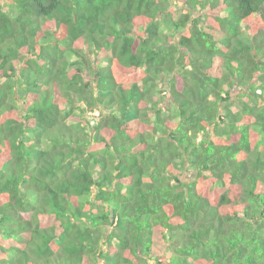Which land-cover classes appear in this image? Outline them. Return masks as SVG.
<instances>
[{
	"label": "trees",
	"instance_id": "16d2710c",
	"mask_svg": "<svg viewBox=\"0 0 264 264\" xmlns=\"http://www.w3.org/2000/svg\"><path fill=\"white\" fill-rule=\"evenodd\" d=\"M0 264H264V0H0Z\"/></svg>",
	"mask_w": 264,
	"mask_h": 264
},
{
	"label": "clouds",
	"instance_id": "9594fccd",
	"mask_svg": "<svg viewBox=\"0 0 264 264\" xmlns=\"http://www.w3.org/2000/svg\"><path fill=\"white\" fill-rule=\"evenodd\" d=\"M196 15H197V14H196ZM257 93H258V91H257ZM162 94H163V95H162L163 97H164V96H166V93H164V92H163ZM164 100H165V101H168V98H167V99H165V98H164ZM97 114H98V112H97V111H95L94 115H96V116H97Z\"/></svg>",
	"mask_w": 264,
	"mask_h": 264
},
{
	"label": "rangeland",
	"instance_id": "374dc122",
	"mask_svg": "<svg viewBox=\"0 0 264 264\" xmlns=\"http://www.w3.org/2000/svg\"><path fill=\"white\" fill-rule=\"evenodd\" d=\"M234 110V109H233ZM186 176V175H185Z\"/></svg>",
	"mask_w": 264,
	"mask_h": 264
}]
</instances>
